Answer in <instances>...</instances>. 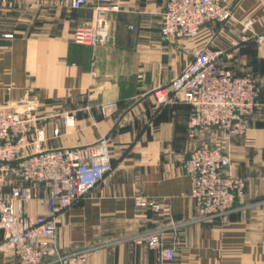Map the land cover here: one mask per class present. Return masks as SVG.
Here are the masks:
<instances>
[{
  "label": "crops",
  "instance_id": "1",
  "mask_svg": "<svg viewBox=\"0 0 264 264\" xmlns=\"http://www.w3.org/2000/svg\"><path fill=\"white\" fill-rule=\"evenodd\" d=\"M167 1L118 0L119 11L105 15L110 38L95 46L73 40L77 28L94 24L92 2L76 10L69 0H8L12 6L0 12V103L38 102L45 150L110 138L113 171L58 217L62 251L92 249L84 264H161L157 252L131 240L159 230L176 250L174 264H264V107L225 144L229 173L246 181L244 194L229 222H205L185 162L191 148L219 134L191 137L192 108L182 95L171 92L167 104L156 97L170 92L195 50L220 52L233 74L263 79L264 45L233 42L248 20V34L264 32V0H218L233 13L230 21L209 24L194 40L164 41ZM105 104H113L106 113ZM137 191L162 201L163 210L137 208ZM39 195L25 205L27 214L45 211L48 191L41 187ZM0 264L18 263L0 254Z\"/></svg>",
  "mask_w": 264,
  "mask_h": 264
},
{
  "label": "built area",
  "instance_id": "2",
  "mask_svg": "<svg viewBox=\"0 0 264 264\" xmlns=\"http://www.w3.org/2000/svg\"><path fill=\"white\" fill-rule=\"evenodd\" d=\"M91 2L94 24L77 28L73 40L104 45L110 38L105 15L119 11L118 0H69L76 10ZM5 6L12 4L0 0V12ZM232 18L233 13L218 0H168L162 38L194 40L209 24ZM251 27L252 21L244 22L242 35L233 45L250 41L264 45V32L248 34ZM220 55L209 49L195 50L192 62L170 84V92L160 89L156 97L160 104H167L172 100L171 92L182 95L192 108L191 137L218 132L219 140L201 141L191 148L185 170L191 178L198 219L227 223L237 198L244 194L246 181L229 173L231 159L225 144L231 137L243 135L249 117L264 107V78L233 74ZM112 107L105 104L102 111ZM38 108L36 100L19 106L0 103V254L16 257L18 264H84L92 249L64 252L57 246L58 217L113 171L110 138L101 137L88 146L45 150ZM41 187L48 191L45 211L36 216L27 214L25 205L39 199ZM133 200L137 208L155 213L163 210L162 201L138 191ZM131 240L157 252L161 264L176 261V250L165 244L159 230L142 231Z\"/></svg>",
  "mask_w": 264,
  "mask_h": 264
}]
</instances>
